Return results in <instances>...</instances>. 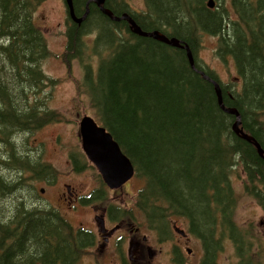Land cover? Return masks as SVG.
<instances>
[{
  "label": "trees",
  "instance_id": "16d2710c",
  "mask_svg": "<svg viewBox=\"0 0 264 264\" xmlns=\"http://www.w3.org/2000/svg\"><path fill=\"white\" fill-rule=\"evenodd\" d=\"M40 1L0 0V165L12 158L10 163L18 169L15 183H7L6 173L0 172V264H81L89 244L85 231L76 230L55 207L38 205L31 192L17 193L14 188L23 184L29 190L35 182L24 184L23 179L48 182L55 174L18 134L66 119L37 96L48 82L41 63L52 55L33 22ZM88 1L74 0L79 16ZM207 1L145 0L146 10L134 14L124 0H107L106 6L119 17L132 14L144 30L158 29L184 40L195 58L202 36L216 37V56L224 64H235L245 86L233 99L224 90V102L239 109L245 130L263 142L264 0H217L213 10ZM89 8L85 23L68 31L66 62L86 54L87 33L98 37L101 56L111 54L101 60L96 76L88 70L77 89L89 95L96 120L130 157L137 180L145 182L136 207L150 216V224L164 223L161 232L174 216L186 217L195 234L210 230L218 219L233 222L237 197L230 178L236 174V161L241 160L254 182L264 175V160L232 133L234 117L220 109L214 86L199 73L215 78L212 70L197 58L194 70L185 51L150 38L118 39L119 27L130 33L126 21L114 24L93 3ZM29 94L37 99L27 102ZM22 151L33 159L18 156ZM71 157L75 171L87 169L83 153ZM251 193L256 194L255 187ZM19 194L20 201L14 200ZM108 200L104 192H94L84 203L108 206ZM133 212L124 211L114 221H134ZM217 250H208L207 264H214Z\"/></svg>",
  "mask_w": 264,
  "mask_h": 264
},
{
  "label": "rangeland",
  "instance_id": "374dc122",
  "mask_svg": "<svg viewBox=\"0 0 264 264\" xmlns=\"http://www.w3.org/2000/svg\"><path fill=\"white\" fill-rule=\"evenodd\" d=\"M127 1L134 10L141 11L144 9V0ZM66 9L64 0H44V3L36 13L37 21L43 26L42 29L46 34L49 49L58 56L62 55L67 44L66 34L69 25ZM87 38L89 43L93 44L95 35H90ZM205 40L206 42L203 44L205 49L200 46L196 53V55L200 53L199 58L202 62L201 64L218 74L224 84H229L230 82L237 83V86H232L229 90L233 89L239 91L243 82L241 83L240 80L234 78L236 76L234 66H225L216 57L215 38L208 37L205 38ZM109 56H111V54ZM92 60L94 65L97 66L99 56L94 55ZM82 63L87 64L88 59L85 57L82 61H74L72 73L67 70L65 67L66 64L59 57H51L44 63L43 70L50 77L62 81L58 86L47 89L46 95L50 100L49 106L50 108L56 109L65 114L66 121L63 123H60L59 121L48 123L40 129L30 130L27 134L15 133V136L16 134L20 135L22 143L26 142L28 146H31L36 153H39L43 157V161L50 163L55 174L51 177V185L47 184L45 180L36 181L30 176L22 181L24 184L35 182L36 185L34 187H31L28 190L22 184L20 186L18 185V187L15 186L14 188L17 193H26L29 191V193L31 192L34 194L36 199L39 200L38 205H50L55 208L56 206L59 208L61 206L63 213L64 206L62 204L66 205L69 210L74 206H77L72 213L76 224L88 227L93 232L95 229V232H97L98 224L95 217L101 216L105 207L100 202L85 206L81 203V199L84 196L89 195L92 191L99 190L100 182L95 175L98 171L96 170L95 172L93 169H89L77 173L73 169L71 158L72 154H78L80 151H83L79 130V122L81 118L84 115L93 116V111L89 105L88 98H85V101L79 105L77 104V89L74 79H83V71L81 68ZM223 69H226V73L223 72ZM1 75L2 74H0V76ZM41 89L40 86L39 90L41 91ZM43 97H45V95ZM36 99V95L29 94L26 101L34 102ZM24 108L25 106L23 105L22 109ZM260 120L262 124H264V117ZM19 155L22 157L28 156L30 159H33L30 154H25L23 151L19 152L18 156ZM34 157L36 160L37 156ZM10 161L14 162L15 160L12 158L3 160V163L0 165V172L6 173L7 177L5 181L7 183H15L14 177L18 175V169L16 166H13ZM134 179L135 180L132 179L127 185L115 192H111V190L107 188L108 195L113 203L121 206H131L136 196V185L139 184L138 181H136L137 179ZM237 181L241 180L237 178ZM66 185L71 186V192L77 193L78 197L76 198L78 201L80 200V203L78 201L69 202L70 197L67 188H65ZM234 186L238 195L241 197L238 211L235 212L236 220L238 222H242L243 220L256 221L259 218V215H261L260 208H258L256 203L253 202L252 198L249 201L244 195H242L241 183H239L238 186L234 183ZM41 189H45V193H41ZM21 194L15 195L14 200L20 201ZM174 222L179 224L183 229H188L189 225L185 219L177 218ZM145 233L149 235L150 247L159 252L158 256L150 261V264H172L173 257L171 256L170 250L175 244L181 245L183 248L185 247L181 252H185L189 247L194 249L192 253L193 255L190 257L187 255L185 256L189 258V260L185 259L186 264L202 263L204 247L197 238L192 237V239L188 241L180 239L178 235L174 234L173 242L159 244L153 232L146 231ZM233 254L234 252L229 247V243L226 242L225 248L218 255L220 264H226ZM81 264H106V261L105 257L98 256L97 260L94 262L93 257L85 255L81 260Z\"/></svg>",
  "mask_w": 264,
  "mask_h": 264
},
{
  "label": "flooded vegetation",
  "instance_id": "af4514ba",
  "mask_svg": "<svg viewBox=\"0 0 264 264\" xmlns=\"http://www.w3.org/2000/svg\"><path fill=\"white\" fill-rule=\"evenodd\" d=\"M71 196L72 199L70 198L69 202L78 201L77 193H73ZM133 214L131 216L133 222L139 221L140 213L133 212ZM104 216L108 218L107 212L104 213ZM235 226L229 224L227 227L226 241L229 242L234 254L231 255L226 264H264V219L259 223L242 224L247 229L238 230L237 233L234 232ZM148 230H150V223H110L108 221L103 232L99 229L95 232L94 229L93 233L97 237V242L91 248L90 256L93 257L94 262L98 256L105 257L106 264H150V256L154 258L157 255L155 251L150 250V239L147 238L149 235L145 233ZM163 231L164 229L159 232L172 234L167 225L165 227L166 232ZM214 235L216 237L224 236L219 231V225L216 226ZM216 240L218 239L216 238ZM200 241L202 242V238ZM221 247L222 243L219 245L217 253ZM184 249L185 247L172 248L170 250L171 256L177 258L181 250ZM177 251L179 255H177ZM182 264L184 263L182 262ZM214 264H219V261L216 259Z\"/></svg>",
  "mask_w": 264,
  "mask_h": 264
},
{
  "label": "water",
  "instance_id": "95a60500",
  "mask_svg": "<svg viewBox=\"0 0 264 264\" xmlns=\"http://www.w3.org/2000/svg\"><path fill=\"white\" fill-rule=\"evenodd\" d=\"M90 2H95L101 9L104 15L108 16L115 22H119L121 19L127 21L130 25L132 32L136 35L145 38H153L156 41H159L163 44L169 45L173 48L184 49L187 52V57L189 63L192 67L195 66V60L189 45H182L181 42L175 38L170 39L162 35L159 31H154L151 33L144 32L140 26L135 22L133 18L129 15H124L122 18L115 17L114 14L105 8L106 0H91ZM69 14L74 22L78 25H81L88 16V10L86 14L78 18L75 13L74 1L66 0ZM216 3L214 0L208 2V7L213 9ZM206 80H209L207 76H204ZM216 84V83H214ZM216 90L219 96L220 104L222 105V97L219 86L216 84ZM227 113L236 115L238 117V122L234 125L233 129L237 134H242V131L239 129L240 126V115L236 110H226ZM80 132L82 137V146L85 152L88 154L90 160L99 168L101 171L104 180L111 189H118L122 183H126L132 178L135 173L134 167L127 156H125L119 148V145L114 141L111 134L106 133L103 129L97 128L96 124L89 119L84 117L80 124ZM247 141H251V137L243 136ZM256 148L259 151L260 156H264V151L261 149V146L258 143H255ZM69 190L70 187L67 186ZM44 192V190H42ZM181 234L184 235L183 231L177 229ZM191 253V250H188Z\"/></svg>",
  "mask_w": 264,
  "mask_h": 264
},
{
  "label": "bare ground",
  "instance_id": "6f19581e",
  "mask_svg": "<svg viewBox=\"0 0 264 264\" xmlns=\"http://www.w3.org/2000/svg\"><path fill=\"white\" fill-rule=\"evenodd\" d=\"M138 11V10H137ZM124 15H127V14H123V16ZM122 16V17H123ZM117 17H119V16H117ZM122 17H119V18H122ZM124 19H121L120 21H119V23L120 22H122ZM125 21V20H124ZM92 36H94V35H92ZM88 36H86L85 37V41H86V43H88V38H87ZM95 38H96V36H95ZM191 65V64H190ZM194 70H197V68H196V63H195V66L194 67H192ZM199 73L204 77V76H207L206 74H205V72H203V71H199ZM238 79H241V76L238 74ZM84 79V78H83ZM82 79V80H83ZM82 80H78L77 82H75V85H76V88H77V84H78V82L79 81H82ZM77 104L79 105L80 104V102L77 100ZM93 111V110H92ZM85 117H88L89 119H91L95 124H96V126H97V128H100V129H103L106 133H108V134H111L108 130H107V128L105 127V126H103L102 124H100L97 120H96V118H95V116L93 115V116H90V115H85ZM65 118H66V116H65ZM65 121H66V119H65ZM64 121V122H65ZM20 148V147H19ZM119 148H120V151L123 153V154H125L124 152H123V150H122V148L120 147V145H119ZM2 152V151H1ZM134 178H136L135 177V175H133L132 176V178L131 179H134ZM137 179V178H136ZM126 185V183H122L121 185H120V187H124ZM69 187H70V189L68 190V192H69V194L71 193V186L70 185H68ZM62 207L60 206V208L58 207V206H56V209H58V210H60V211H62V209H61ZM134 212H137V211H134ZM134 215V214H133ZM224 249V245L222 244V247H221V249H220V251L218 252V253H220L222 250ZM216 259L218 260V256H217V254H216ZM216 261V260H215ZM219 261V260H218Z\"/></svg>",
  "mask_w": 264,
  "mask_h": 264
}]
</instances>
